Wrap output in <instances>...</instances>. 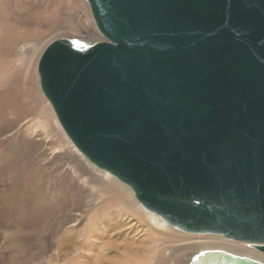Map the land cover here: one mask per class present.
I'll return each instance as SVG.
<instances>
[{
  "label": "water",
  "instance_id": "obj_1",
  "mask_svg": "<svg viewBox=\"0 0 264 264\" xmlns=\"http://www.w3.org/2000/svg\"><path fill=\"white\" fill-rule=\"evenodd\" d=\"M87 1L106 40L55 39L38 64L67 135L168 225L264 251V0Z\"/></svg>",
  "mask_w": 264,
  "mask_h": 264
},
{
  "label": "bare ground",
  "instance_id": "obj_2",
  "mask_svg": "<svg viewBox=\"0 0 264 264\" xmlns=\"http://www.w3.org/2000/svg\"><path fill=\"white\" fill-rule=\"evenodd\" d=\"M62 37L84 46L106 40L87 0H0V264H190L216 249L264 263L253 243L168 225L75 146L38 71L43 51ZM137 220L145 234L133 245L98 244L122 233L106 227Z\"/></svg>",
  "mask_w": 264,
  "mask_h": 264
},
{
  "label": "rangeland",
  "instance_id": "obj_3",
  "mask_svg": "<svg viewBox=\"0 0 264 264\" xmlns=\"http://www.w3.org/2000/svg\"><path fill=\"white\" fill-rule=\"evenodd\" d=\"M122 229H124L126 231L124 232V231H122ZM100 230L103 231V229H100ZM105 230H107L109 232H113V230H115L116 232H122L121 234H118V237H119L118 239L116 237H114V238L105 237V238L99 239L97 241L100 246L101 245L111 246V248L114 250L117 249L118 247H121V249H123L126 241H129V244L133 245L137 239H140L142 237V235L145 234L143 223H141L138 220L135 222H131L130 224H125V225L123 224L119 229L109 226V227H106ZM51 236H52V234H50L49 236H47L46 238L43 239V242L45 244L43 242H41V243H43V244H41V250H43L44 248L46 249V247L49 246V244L51 242L50 241ZM47 243H49V244H47ZM117 250H119V249H117ZM99 252L100 251H97V250L94 251L95 255L99 254ZM115 253L116 252L114 251V254ZM91 261H92L91 259H87L84 261V264H91ZM99 264H111V262L102 259Z\"/></svg>",
  "mask_w": 264,
  "mask_h": 264
}]
</instances>
